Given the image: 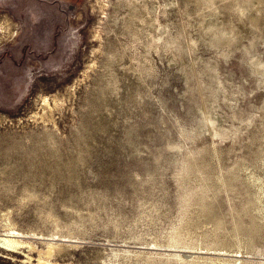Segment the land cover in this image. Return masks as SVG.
<instances>
[{"label":"rangeland","instance_id":"1","mask_svg":"<svg viewBox=\"0 0 264 264\" xmlns=\"http://www.w3.org/2000/svg\"><path fill=\"white\" fill-rule=\"evenodd\" d=\"M263 178L264 0H0V264H173Z\"/></svg>","mask_w":264,"mask_h":264},{"label":"bare ground","instance_id":"2","mask_svg":"<svg viewBox=\"0 0 264 264\" xmlns=\"http://www.w3.org/2000/svg\"><path fill=\"white\" fill-rule=\"evenodd\" d=\"M248 176L252 175L249 173L247 177ZM229 178L230 177H228L227 180ZM259 178L260 177H258L257 180ZM254 179L256 178L252 180ZM247 183H249V181ZM259 184H257L256 190L251 189V191L249 188H246L247 201L241 205L240 208L248 213L249 220L247 222L241 219L240 211L236 210V208H234L235 211L233 213L234 220L230 224H226L221 216H212L211 214V216L206 217V219L201 222L190 223L193 225V229L186 228L185 231L187 230V232L183 238H178L174 243H170L171 246L175 243H180V248H167L166 250H174L175 253H163L161 254L162 257L167 261L172 260L173 264H264V260H253L242 257L245 256V254H243L244 252L247 253L252 249H256V244L260 241L262 242V240L264 241V203L261 202L262 197L260 195L264 193V188H261ZM191 234H195V237L189 238ZM180 235H182V233H179V236ZM186 237H188L189 240H186ZM21 242L22 241H20L17 235L13 233L8 232L0 236L1 245L16 246L14 244H21ZM46 243L47 247L45 252L48 253L50 251L48 253L50 254L51 250H53L57 244L53 242ZM142 253L146 258H149L152 254V252ZM257 253L264 255V250L263 252L257 251ZM227 255H232L233 257ZM40 258L38 256L37 261L41 264L44 263ZM45 263H47V261H45Z\"/></svg>","mask_w":264,"mask_h":264}]
</instances>
